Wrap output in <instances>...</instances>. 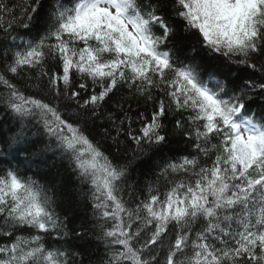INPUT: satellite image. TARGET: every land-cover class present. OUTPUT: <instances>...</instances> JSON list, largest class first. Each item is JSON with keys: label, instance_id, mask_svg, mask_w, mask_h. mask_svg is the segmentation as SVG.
Here are the masks:
<instances>
[{"label": "snow or ice", "instance_id": "6c2138e0", "mask_svg": "<svg viewBox=\"0 0 264 264\" xmlns=\"http://www.w3.org/2000/svg\"><path fill=\"white\" fill-rule=\"evenodd\" d=\"M0 109V264H69L59 242L90 235L79 264H264V0H0ZM174 137L188 154L141 195ZM49 158L91 207L80 233L21 172Z\"/></svg>", "mask_w": 264, "mask_h": 264}, {"label": "trees", "instance_id": "16d2710c", "mask_svg": "<svg viewBox=\"0 0 264 264\" xmlns=\"http://www.w3.org/2000/svg\"><path fill=\"white\" fill-rule=\"evenodd\" d=\"M182 34H178L170 43L169 47L173 48L174 51L179 55H184V53L179 52L178 50L181 47V42L186 40ZM7 43L11 44V41ZM19 43V41H17ZM188 55L193 53L189 52ZM201 56H204V53H200ZM108 110H111L114 107L113 103H109L107 106ZM133 108H136L135 103L133 102ZM144 108L141 107L138 111H143ZM2 111V109H0ZM150 109L145 113L148 115ZM135 116V112H133ZM173 119L174 118H170ZM101 121H98L100 123ZM138 127V124L134 125ZM168 127L171 128L172 124L169 123ZM13 131L12 128V117L10 115L0 117V135H10ZM189 149L183 143L181 137L172 138V143L170 146H167L161 149L152 159L151 162L138 161L136 170L132 172L133 181L138 184L139 189L141 190V195H143V189L147 181L154 180L156 174L159 172V168L155 165L161 164L164 161L168 160H178L180 155L188 154ZM23 159V154L21 156ZM203 162V161H202ZM3 165H0V171L3 169ZM22 173H26L28 176H33L38 179L41 183L47 184L50 187L54 188L57 193V203L54 205L57 214L62 220H65L67 223L68 230L71 232L75 230L77 233L82 231L81 225L86 227H91V207L90 205L82 200L79 195L74 191L75 178L68 172V170L61 164H53L52 159L49 158L46 164H41L39 168H32L25 170L21 168ZM164 181L161 180V190L164 188ZM53 240L49 239L48 244L51 246ZM60 244L64 245L69 253V264H72L73 259H75L76 264H79L81 257H73L72 253L76 251L87 252L89 255L95 257L103 253V246L99 248V252L95 251L97 246V241H95L90 235L88 242L84 243L77 240L74 236H69L67 238V243L60 241Z\"/></svg>", "mask_w": 264, "mask_h": 264}]
</instances>
